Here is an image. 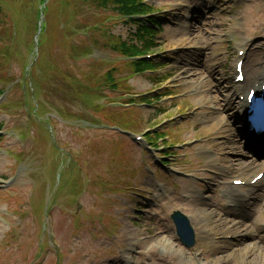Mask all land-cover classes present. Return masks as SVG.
I'll return each instance as SVG.
<instances>
[{"label":"rangeland","instance_id":"rangeland-1","mask_svg":"<svg viewBox=\"0 0 264 264\" xmlns=\"http://www.w3.org/2000/svg\"><path fill=\"white\" fill-rule=\"evenodd\" d=\"M145 1L163 7L159 17L167 19L152 60L165 66L145 74L155 83L144 74L134 76L124 65L127 60L102 37L88 59L81 57L80 43L86 39L74 35L76 15L67 11L77 2L48 1L37 54L35 25L43 4L0 0V82L6 89L0 102V107L6 104L5 112L0 111V264H264V181L242 217L220 212L224 204L219 193L226 179L264 171V156L241 173L226 171L246 165L250 155L233 118L235 96L230 99L228 88L234 51L229 46L248 43L257 50L264 45V32L249 25L256 12L264 11V0ZM80 14L79 26L96 24L87 9ZM107 29L123 40L135 33L133 25L116 17ZM258 56L248 59L247 70L260 68L255 65ZM112 67L117 68L114 77L124 83L121 90L104 87L98 95L107 98L87 97L90 91L83 83L90 77L98 80ZM26 72L30 75L23 78ZM150 91L165 98L154 107L124 111L123 96ZM214 99L221 101L217 107ZM33 114L38 121L50 118L53 144ZM152 126L153 132L169 133L171 150L149 151L125 138ZM184 148L189 155L181 161ZM168 152L178 155L162 159ZM160 162L168 167L161 169ZM186 174L196 175L195 182ZM43 202L51 206L44 215ZM144 209L140 218L135 216ZM176 210L194 216L196 243L191 249L174 236L169 215ZM221 217L229 221L226 226L218 223ZM197 222L231 241L199 237ZM151 248L155 258L149 255Z\"/></svg>","mask_w":264,"mask_h":264},{"label":"trees","instance_id":"trees-1","mask_svg":"<svg viewBox=\"0 0 264 264\" xmlns=\"http://www.w3.org/2000/svg\"><path fill=\"white\" fill-rule=\"evenodd\" d=\"M90 1V0H86ZM97 3L98 6L102 8H107L109 6H115L118 11H121L124 14H130V13H141L142 10H136L135 6L137 5V0H92ZM1 10V8H0ZM145 31L152 33L151 31L145 29ZM143 46L145 50H150L154 47L153 43H150L148 40L143 41ZM130 54H136L138 53V50L136 48H133ZM139 71H142L143 69L140 67L138 68Z\"/></svg>","mask_w":264,"mask_h":264},{"label":"bare ground","instance_id":"bare-ground-1","mask_svg":"<svg viewBox=\"0 0 264 264\" xmlns=\"http://www.w3.org/2000/svg\"><path fill=\"white\" fill-rule=\"evenodd\" d=\"M257 21L259 22V23H262V22H264V19H263V16H259L258 17V19H257ZM245 47V46H244ZM254 55H256V53L254 54ZM248 56L249 55H247L246 57H245V60L248 58ZM234 69H235V65H234V68H233V71H234ZM260 69H258V70H256V73H258V71H259ZM200 73H198V75H199ZM198 75L196 74V75H194L193 76V78H198ZM258 74H256V76H257ZM249 81H251V80H249ZM243 82H245V78H244V81ZM250 83V82H249ZM236 92H238V90L236 89L235 90ZM232 94H233V91L231 92ZM214 102H215V104H218L219 105V103L221 102V101H219V100H215L214 99ZM234 105H235V107H236V109H237V111H241L242 110V108H243V106L245 105L244 104V102L243 103H240V101H235V103H234ZM224 106L225 105H223V108H224ZM243 169H244V167L243 166H240L239 167V170L240 171H243ZM237 171V170H236ZM249 181H251V180H249ZM221 221V222H220ZM218 223L221 225V226H226V224H224V223H222V220L221 219H219L218 220ZM217 224V223H216ZM142 242H145V241H142ZM140 243V242H139ZM174 248V247H173ZM173 248L171 247V248H169L171 251H172V254H173V256H176L177 257V261H179V255L178 254H176V252H175V250H173ZM151 254L153 255V257L155 258L156 257V252L154 251V249L153 248H151ZM248 255H249V253H248Z\"/></svg>","mask_w":264,"mask_h":264},{"label":"water","instance_id":"water-1","mask_svg":"<svg viewBox=\"0 0 264 264\" xmlns=\"http://www.w3.org/2000/svg\"><path fill=\"white\" fill-rule=\"evenodd\" d=\"M178 221H176V223H177ZM179 234L181 235V237H182V234H181V229L179 228Z\"/></svg>","mask_w":264,"mask_h":264}]
</instances>
